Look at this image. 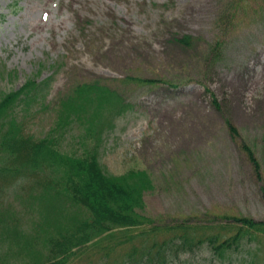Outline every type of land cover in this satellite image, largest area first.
Returning a JSON list of instances; mask_svg holds the SVG:
<instances>
[{
    "label": "rangeland",
    "instance_id": "obj_1",
    "mask_svg": "<svg viewBox=\"0 0 264 264\" xmlns=\"http://www.w3.org/2000/svg\"><path fill=\"white\" fill-rule=\"evenodd\" d=\"M245 1L0 0V100L29 79L48 80L46 106L27 119V129L42 136L57 99L97 80L127 102L111 121L100 118L113 124L100 164L113 175L148 172L146 215L193 222L227 212L264 220V5ZM185 35L188 45L177 41ZM74 139L66 137V151L78 148ZM241 142L258 159L259 176ZM58 206L25 196L22 182L11 185L0 197V264H33L37 255L23 253L22 242L33 240L38 223L72 213ZM122 255L117 250L112 263ZM198 260L225 264L206 249Z\"/></svg>",
    "mask_w": 264,
    "mask_h": 264
},
{
    "label": "trees",
    "instance_id": "obj_2",
    "mask_svg": "<svg viewBox=\"0 0 264 264\" xmlns=\"http://www.w3.org/2000/svg\"><path fill=\"white\" fill-rule=\"evenodd\" d=\"M239 1L247 7L245 0ZM177 41L188 45L191 37ZM48 84L29 79L0 100V197L22 182L25 196L59 204L58 210H72L57 215L63 217L55 222L38 223L33 240L22 242L23 253L37 255L33 264H202L198 253L204 249L211 259L225 264H261L256 256L264 244L263 219L227 212L193 222L148 216L144 213V193L152 186L148 172L130 169L113 175L100 164L104 134L113 125L100 118L106 115L111 121L127 109L116 89L97 80L76 84L54 103L46 133H31L27 119L46 106ZM210 96L220 109L211 91ZM226 124L237 138L236 127L229 120ZM67 136L75 138L78 148H63ZM240 147L259 176L252 148L246 142ZM128 243L130 247H123ZM117 250L123 255L112 263Z\"/></svg>",
    "mask_w": 264,
    "mask_h": 264
}]
</instances>
